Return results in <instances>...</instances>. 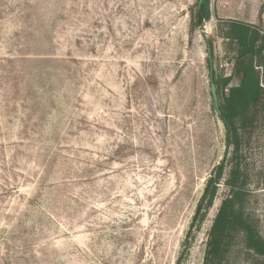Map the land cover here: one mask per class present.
Here are the masks:
<instances>
[{"label":"rangeland","instance_id":"obj_1","mask_svg":"<svg viewBox=\"0 0 264 264\" xmlns=\"http://www.w3.org/2000/svg\"><path fill=\"white\" fill-rule=\"evenodd\" d=\"M196 3L0 0V264H175L183 251L181 264L204 263L232 166L208 49L215 78L233 74L225 23L263 30L264 0H210L193 29ZM243 139L246 208L264 238V110ZM226 261L264 264L240 238Z\"/></svg>","mask_w":264,"mask_h":264},{"label":"trees","instance_id":"obj_2","mask_svg":"<svg viewBox=\"0 0 264 264\" xmlns=\"http://www.w3.org/2000/svg\"><path fill=\"white\" fill-rule=\"evenodd\" d=\"M198 1L192 14L193 29L202 28L211 18L210 0H204L200 8ZM224 30L223 38L237 47L233 74L215 78V67L211 72L209 59L207 66L212 81L216 84L222 112L221 116H217L225 128L226 145L232 149V166L228 178L225 179L229 195L222 201L214 219L203 264H227L226 259L233 248L235 238L241 239L248 253L264 259V238L246 208L248 176L241 166L244 132L254 126L261 110H264L261 74L262 70L264 72V29L259 30L250 24L231 20L225 23ZM234 77H239L237 85L232 84ZM226 89L228 93H225ZM213 108L215 109L214 104ZM224 171L225 162L222 161L206 180L190 225L185 249L189 246V236L193 229L200 228L212 208L224 179ZM183 259L184 251L175 264H181Z\"/></svg>","mask_w":264,"mask_h":264},{"label":"water","instance_id":"obj_3","mask_svg":"<svg viewBox=\"0 0 264 264\" xmlns=\"http://www.w3.org/2000/svg\"><path fill=\"white\" fill-rule=\"evenodd\" d=\"M203 1L204 0H199L198 1V7L199 8L202 6ZM208 59H209L211 72H212L213 71V61H212V50L210 48L208 49ZM210 91H211L212 101H213L215 110L217 112V115L221 116L222 112L220 110L219 96H218V93H217L216 84L213 81L211 82V85H210Z\"/></svg>","mask_w":264,"mask_h":264}]
</instances>
